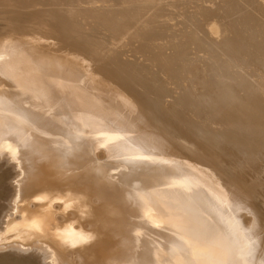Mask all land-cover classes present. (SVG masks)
<instances>
[{
  "label": "bare ground",
  "instance_id": "1",
  "mask_svg": "<svg viewBox=\"0 0 264 264\" xmlns=\"http://www.w3.org/2000/svg\"><path fill=\"white\" fill-rule=\"evenodd\" d=\"M0 264H264V0H0Z\"/></svg>",
  "mask_w": 264,
  "mask_h": 264
},
{
  "label": "rangeland",
  "instance_id": "2",
  "mask_svg": "<svg viewBox=\"0 0 264 264\" xmlns=\"http://www.w3.org/2000/svg\"><path fill=\"white\" fill-rule=\"evenodd\" d=\"M104 70V72L106 73V74H111L112 76H115V67H108V66H105V69H103ZM96 71H98V72H100L99 70H96ZM112 79L115 81V82H117L115 79H114V77H112ZM97 87V89L99 90V91H102L101 90V88L100 87H98V86H96ZM122 89H125L124 87H122V86H120ZM126 88H128V93L129 94H134V95H138V91H136L137 89H135V88H129V87H126ZM102 96H108L107 94H106V92H104V91H102ZM132 94V95H133ZM140 99L143 101V97H140ZM110 104H112V106H115V107H121L122 108V115H121V121H119L121 124H124L123 125V127H125V130H124V132H125V136L124 137H126V138H128L129 137V139H133V141L134 142H130V144H128V145H130V146H132V148H134V150L136 149V150H138V151H140V152H148L149 153V151H152L153 150V148L151 147V146H147V144L145 143V141L141 138V136H140V132H144V129L142 128V127H138V122H137V120L130 114V112L128 111V109H126V108H124V107H122V105L119 103V102H116V101H110ZM116 115V111H113V112H111L110 113V116L111 117H114ZM117 116V115H116ZM120 124V125H121ZM140 125H142L141 123H139ZM120 125H118V124H116V125H114L115 127V129H114V132L115 133H118V132H120V129L118 130L117 128L120 126ZM127 125V126H126ZM124 129V128H123ZM117 130V131H116ZM142 135V134H141ZM143 136V135H142ZM159 173H156V176L158 177V179L160 178H162V177H160L159 175H158ZM174 181H175V179H174ZM187 184V183H186ZM194 189V187L193 186H190L189 185V190H191V192H192V190ZM177 191H178V194H177V196H179V193H180V191H179V189H177ZM125 203V204H124ZM122 204H123V207H124V212L125 213H127L128 215H130L131 217H133L134 215V209H133V204H132V202H131V199H129L128 200V202H127V205H126V201L125 202H122ZM125 205V206H124ZM127 206V207H126ZM239 218H240V222L242 223L243 222V225L244 224H246L247 222L246 221H248L249 219H247L246 218V215L244 214V213H240V215H239ZM243 220V221H242ZM244 222H246V223H244ZM252 221H249L248 223H247V225H248V227L250 228V230L251 231H254V230H252V228L254 229L255 228V226L256 225H254L253 223H251ZM240 223V224H241ZM242 225V224H241ZM242 225V226H243Z\"/></svg>",
  "mask_w": 264,
  "mask_h": 264
},
{
  "label": "snow or ice",
  "instance_id": "3",
  "mask_svg": "<svg viewBox=\"0 0 264 264\" xmlns=\"http://www.w3.org/2000/svg\"><path fill=\"white\" fill-rule=\"evenodd\" d=\"M91 237H83V240H88V239H90ZM73 246H75V245H73Z\"/></svg>",
  "mask_w": 264,
  "mask_h": 264
}]
</instances>
